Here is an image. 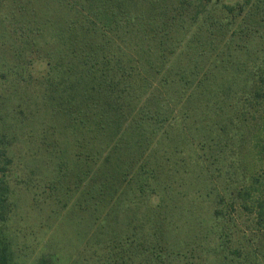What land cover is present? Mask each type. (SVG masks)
I'll list each match as a JSON object with an SVG mask.
<instances>
[{"label": "trees", "instance_id": "trees-1", "mask_svg": "<svg viewBox=\"0 0 264 264\" xmlns=\"http://www.w3.org/2000/svg\"><path fill=\"white\" fill-rule=\"evenodd\" d=\"M0 41L13 49L0 85L21 101L41 92L76 135V178L62 180L79 191V225L110 229L129 264H264V178L251 172L226 203L202 156L211 139L243 143L264 109V0H0ZM12 261L2 237L0 264Z\"/></svg>", "mask_w": 264, "mask_h": 264}, {"label": "rangeland", "instance_id": "rangeland-1", "mask_svg": "<svg viewBox=\"0 0 264 264\" xmlns=\"http://www.w3.org/2000/svg\"><path fill=\"white\" fill-rule=\"evenodd\" d=\"M7 20L12 28V20ZM1 51L5 57L12 55L11 43L0 41ZM26 92L24 95V90L21 91L26 97L22 102L19 95L13 96L11 83L0 85V175L4 171L9 187L8 219L0 224V238L10 243L12 264H33L42 255L54 256V264H129V252L124 251L123 244L118 246L110 229L91 235L94 232L89 229L91 218H85L79 225V191L72 183L66 186L69 179L74 182L78 169L74 163L80 150L76 135L65 116L43 113L47 101L39 98L41 92L34 88ZM246 125L236 134L244 136L243 143L238 137L220 142L216 138L203 147L211 146L202 156L205 164L210 165L209 171L214 174L226 203L247 183L251 172L264 178V109L254 112ZM3 146L7 148V156L1 151ZM64 162L73 169L62 167ZM238 200L235 199L236 204ZM232 213L236 223L248 226L244 212ZM80 229H86L87 235L80 234Z\"/></svg>", "mask_w": 264, "mask_h": 264}]
</instances>
